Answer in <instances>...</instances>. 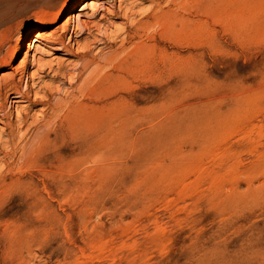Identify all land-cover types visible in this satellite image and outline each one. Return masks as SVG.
Wrapping results in <instances>:
<instances>
[{
	"label": "rangeland",
	"instance_id": "rangeland-1",
	"mask_svg": "<svg viewBox=\"0 0 264 264\" xmlns=\"http://www.w3.org/2000/svg\"><path fill=\"white\" fill-rule=\"evenodd\" d=\"M76 1L0 0V86L17 75L22 89H55L78 53L123 50L65 37L69 25L111 33L126 23L98 0L60 18ZM244 1L210 39L149 42L131 74L87 88L85 106L58 114L69 134L57 130L35 152L29 138L8 147L0 264H264V0ZM61 36L68 48L54 44ZM134 43L145 42L126 48ZM15 110L14 122L16 112L41 119L42 106Z\"/></svg>",
	"mask_w": 264,
	"mask_h": 264
},
{
	"label": "bare ground",
	"instance_id": "bare-ground-1",
	"mask_svg": "<svg viewBox=\"0 0 264 264\" xmlns=\"http://www.w3.org/2000/svg\"><path fill=\"white\" fill-rule=\"evenodd\" d=\"M81 1L77 0L74 5L64 9L60 18L68 16L70 11ZM98 1L102 2L99 4L100 7L110 6L112 8L109 12L113 19L123 18L126 23L115 28V31L111 33L107 30L101 33L99 25L93 24V22H91L92 24L69 25L65 28V37L70 35V42L77 45L76 37H82L88 33L97 45H103V49L109 46L112 48L120 43L123 50L121 52L113 51L107 55L102 54V49H97L96 55L92 54L90 49L78 53L76 57L80 58V66L73 73L64 68L59 69L56 72V77L64 82L59 81V86L55 89L47 87L44 91L39 87V84L35 83H27L22 89V86L17 82V75L0 86V116H2L8 129L7 134H0V156H3L1 161L5 163L2 168L0 166V177L5 172H12L7 163V160L12 156L6 152L8 147H13L17 139L24 142L29 138L30 148L35 152L57 130L69 134L67 130H64V126L67 125H65V120L58 114L61 115V113L68 111L67 115L63 117L66 119L75 111H72L73 107L85 106L84 101L90 99L86 93L87 88H95L106 78H122L131 74L130 68L136 64L135 58L139 63H144L141 60L146 59L154 49L152 45H148L149 42H181L186 36L189 37L185 38L186 40L194 41L200 32L207 39H210L216 24H223L224 20H227L228 10L231 7H234L236 12L240 14L243 13L246 6L244 0H140L151 5L146 10L136 11L138 6L135 3L128 4L126 0ZM99 13L100 10H97L93 16ZM38 30H42V27H39ZM94 30L101 33L102 39L98 42ZM33 32L31 31L26 35L21 50H27ZM65 37L61 36L54 44L62 46L63 49L68 48L64 40ZM37 38L39 39L36 40L38 43L42 41L43 36L40 35ZM133 42L145 43L141 45L134 43L131 49H127L126 46ZM152 67L149 66L146 69ZM39 71H44V66L39 65ZM67 84H69V88L62 96L61 87H65ZM72 91L78 95L70 94L69 92ZM56 95L59 97H55ZM75 97L77 98L74 101ZM80 97H83L82 101H78ZM16 103H29V106L34 107L42 106L41 119L37 120L29 114L16 112L17 116L14 122L13 111ZM78 120H81V117ZM40 123L43 125L38 127ZM0 182L3 184L2 187L0 186V190H4L7 184L3 183L1 178Z\"/></svg>",
	"mask_w": 264,
	"mask_h": 264
}]
</instances>
